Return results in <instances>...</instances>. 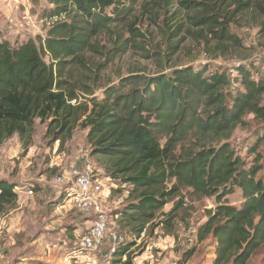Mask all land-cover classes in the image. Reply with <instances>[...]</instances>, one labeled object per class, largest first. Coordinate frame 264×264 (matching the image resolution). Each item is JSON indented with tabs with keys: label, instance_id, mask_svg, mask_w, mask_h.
<instances>
[{
	"label": "trees",
	"instance_id": "trees-1",
	"mask_svg": "<svg viewBox=\"0 0 264 264\" xmlns=\"http://www.w3.org/2000/svg\"><path fill=\"white\" fill-rule=\"evenodd\" d=\"M139 1L47 0L51 7L41 13L49 23L45 37L15 47L0 41V147L15 136L30 140L37 120L48 124V136L63 147L81 121L91 156L101 159L109 178L129 186L136 199L115 214L136 241L159 216L163 220L157 226L172 228L187 190L201 199L215 198V209L196 233L200 243L215 240L212 264H247L264 247L261 140L249 149L254 155L250 163L230 140L246 117L264 123V81L256 82L239 66L235 80L243 90L231 91L235 80L227 72L207 74V67L185 66L120 77L118 85L104 89L103 98L94 97L104 66L125 53L126 34H140L131 22ZM165 1L169 5L172 0ZM180 6L193 14V26L218 41V49L228 43L240 46L231 23L253 8L250 0H182ZM103 37L109 38L111 49L90 85L91 77L75 78L72 70H89L86 55L106 50L107 43L96 47ZM84 95L90 98L81 101ZM236 189L244 199L240 207L227 199ZM175 198L173 209L163 213ZM18 199L17 185L0 180V218ZM134 245L118 248L114 264H134L129 253ZM192 254L185 253L181 264Z\"/></svg>",
	"mask_w": 264,
	"mask_h": 264
},
{
	"label": "rangeland",
	"instance_id": "rangeland-1",
	"mask_svg": "<svg viewBox=\"0 0 264 264\" xmlns=\"http://www.w3.org/2000/svg\"><path fill=\"white\" fill-rule=\"evenodd\" d=\"M181 1L172 0L169 5L165 0L139 1L131 22L141 35L126 34L130 39L125 53L106 68L104 66L97 78L94 97L103 98L104 89L118 85L120 77L135 73H168L185 66L207 67V74L227 72L233 80L239 77L237 67L241 66L250 71L256 82L264 81V0H250L253 8L233 19L230 31L239 38L240 46L228 43L220 49L218 41L208 31L192 25L189 16L193 14L180 6ZM50 7L47 0H0V41L6 40L15 47L28 39H36L38 35L45 37L49 23L41 18V13ZM233 9L229 10L233 12ZM106 43L108 46L103 52L98 48V52L86 55L90 65L88 71L82 68L72 70L75 78L91 77L89 84H93L97 66L107 62L111 49L108 37L97 39L96 47ZM232 83L231 91L243 90L236 80ZM85 97L88 96H82L81 101H85ZM245 120L246 124L237 128L230 144L250 163L254 155L249 149L261 140L259 153L263 157V170L258 179L264 182V123L256 121L254 116ZM87 134L88 130L81 128L80 121L71 139L61 147L60 141L54 142L48 136V124L37 120L30 140L23 141L15 136L0 147V180L17 185L19 192L16 206L0 218V264H114L116 257L108 258L112 247L109 236L96 251L87 253L88 258L76 257L82 247L83 235L96 218L92 212L81 211L70 204V195L78 192L75 184L56 183L55 177L69 180L70 165L78 155L83 156L84 163L88 162L96 169L95 179L103 189L102 208L108 214L109 228L127 236L128 243L135 241L129 250L134 264H181L189 251L193 254L184 264H212L215 240L208 237L200 243L196 237L192 243L190 236L193 235L189 230L195 229L197 233L206 223L208 212L216 207L215 198L201 199L185 190L182 193L184 206L178 211L172 228L157 226L163 220L159 216L152 226H147L148 231L141 241H136L119 225L115 216L136 199L130 196L129 186H122L109 178L101 168V159L91 156ZM32 186L37 191L29 196L26 192ZM227 199L230 205L237 207L244 202L238 189ZM176 201L177 198L166 205L163 213L171 211ZM125 260L124 257L122 261ZM247 264H264V247Z\"/></svg>",
	"mask_w": 264,
	"mask_h": 264
},
{
	"label": "built area",
	"instance_id": "built-area-1",
	"mask_svg": "<svg viewBox=\"0 0 264 264\" xmlns=\"http://www.w3.org/2000/svg\"><path fill=\"white\" fill-rule=\"evenodd\" d=\"M96 178V169L88 162H83V156L78 155L74 158L69 168V180L64 177H55L56 183L73 182L78 192L70 195L69 202L74 207L85 212H92L96 220L93 225L86 231L81 240V249L77 251L76 257L88 258L87 253L96 251L109 236L112 247L109 250L108 258L114 256L119 247L125 245L128 237L121 234L118 230L109 228L108 214L102 208L103 189L101 183ZM35 186H32L26 194L34 195ZM18 190V189H17ZM190 242H194L196 230L190 229ZM144 236L142 235V238ZM141 238V239H142ZM141 239H139L141 241ZM69 260V259H67Z\"/></svg>",
	"mask_w": 264,
	"mask_h": 264
}]
</instances>
